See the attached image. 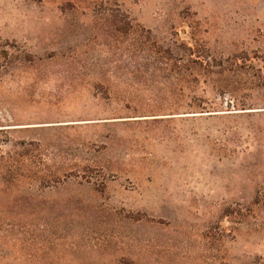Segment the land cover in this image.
<instances>
[{
	"label": "rangeland",
	"instance_id": "rangeland-1",
	"mask_svg": "<svg viewBox=\"0 0 264 264\" xmlns=\"http://www.w3.org/2000/svg\"><path fill=\"white\" fill-rule=\"evenodd\" d=\"M0 264H264V0H0Z\"/></svg>",
	"mask_w": 264,
	"mask_h": 264
}]
</instances>
